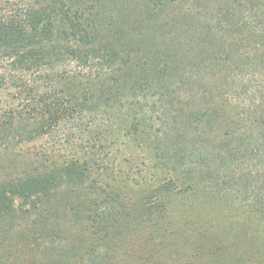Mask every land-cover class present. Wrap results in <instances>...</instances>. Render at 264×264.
Segmentation results:
<instances>
[{
	"label": "trees",
	"instance_id": "1",
	"mask_svg": "<svg viewBox=\"0 0 264 264\" xmlns=\"http://www.w3.org/2000/svg\"><path fill=\"white\" fill-rule=\"evenodd\" d=\"M189 1L0 0L4 253L10 245L1 242V233H12L42 264H113L111 244L123 228L140 222L149 235L164 232L169 199L194 191L189 174L170 170L173 177L154 185L144 182L149 191L133 205L123 192L131 168L121 164L116 170L107 158L112 162L115 149L151 139L148 114L177 113L170 106L179 88L167 80L183 81L170 61H159V49L146 55L142 43L131 40L126 46L123 38L139 25L155 32L156 16L164 15L173 30L186 18L201 25L193 5L178 13ZM191 1L213 8L210 21L204 20L193 37L209 61L207 68L212 72L225 60L251 62L226 78L227 83L240 81L234 94L216 91L217 98H227L229 111L218 104L192 107V114L227 112L250 120L254 134L249 140L264 158V0ZM171 9L177 10L174 16ZM246 69L256 75L246 80ZM246 88L252 89L251 97L240 101L237 94ZM181 166L190 171L189 164Z\"/></svg>",
	"mask_w": 264,
	"mask_h": 264
},
{
	"label": "rangeland",
	"instance_id": "2",
	"mask_svg": "<svg viewBox=\"0 0 264 264\" xmlns=\"http://www.w3.org/2000/svg\"><path fill=\"white\" fill-rule=\"evenodd\" d=\"M187 5L194 6L201 25L186 18L175 23L174 30L169 29L162 15L154 20L155 32L146 33L139 25L123 38L125 45L131 40L142 43L146 55L159 49L163 55L159 61H170L183 81L174 77L167 80L179 88L170 106L177 113L163 116L156 110L148 114L151 139L132 142L129 148L119 147L111 154L112 162L107 161L115 169L121 164L131 168L123 192L133 205L141 201L149 185L173 177L170 170L188 173L194 191L169 199L163 233L149 235L140 222L123 228L122 235L111 244L115 246L113 264H264V158L257 156L255 143L249 140L254 134L250 120H237L227 112L199 116L191 109L219 104L218 108L229 111L227 98H217L216 91L220 88L234 94V86L240 81L227 83L226 78L238 66L247 68L251 62L225 60L211 72L208 59L203 60L206 55L202 47H197L199 43L193 37L204 20L210 21L213 8L209 3L196 5L190 0L178 7V13H183ZM170 11L172 16L177 13L175 9ZM225 69L226 74L222 72ZM216 70L219 74L214 73ZM254 71L246 69L243 77L253 78ZM250 92V88L241 89L237 96L245 101L251 97ZM181 164H189L190 171ZM1 235L5 237L1 242L9 240L10 250L4 253L0 245V264H42L37 253L20 247L21 236ZM68 262L75 264L73 260Z\"/></svg>",
	"mask_w": 264,
	"mask_h": 264
}]
</instances>
